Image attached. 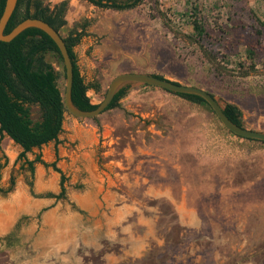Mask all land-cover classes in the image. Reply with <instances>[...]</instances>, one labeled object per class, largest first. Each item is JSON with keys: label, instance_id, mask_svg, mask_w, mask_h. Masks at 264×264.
I'll list each match as a JSON object with an SVG mask.
<instances>
[{"label": "rangeland", "instance_id": "1", "mask_svg": "<svg viewBox=\"0 0 264 264\" xmlns=\"http://www.w3.org/2000/svg\"><path fill=\"white\" fill-rule=\"evenodd\" d=\"M68 1L61 34L87 25L75 53L85 81L100 84L88 92L93 104L121 73L157 74L238 106L245 127L264 132V29L256 21L264 20V0H146L125 12ZM191 13L204 24L200 46L215 66L181 37L193 32ZM98 122L67 113L58 155L54 142L27 154L57 159L67 178L61 199L47 197L60 193V174L38 163L32 173L16 162L22 148L2 139L8 165L0 185L8 190L14 177L15 186L0 191V264H264L262 144L227 133L206 109L138 84Z\"/></svg>", "mask_w": 264, "mask_h": 264}, {"label": "trees", "instance_id": "2", "mask_svg": "<svg viewBox=\"0 0 264 264\" xmlns=\"http://www.w3.org/2000/svg\"><path fill=\"white\" fill-rule=\"evenodd\" d=\"M7 0H0V18L4 12ZM87 3L102 9L115 12L131 11L139 8L146 0H83ZM69 10V1L63 0L60 3L51 6L45 0H18L17 6L11 16L4 33L9 34L15 27L27 19H40L62 36L74 67V77L72 86L73 104L83 111H93L99 104H93L88 92L93 90L96 93L101 91L100 84L87 83L81 75L75 48L81 43L87 34V25L77 24L72 28L67 36L61 34L62 30L68 25L66 19ZM161 16H164L160 14ZM163 19V18H162ZM166 19V18H164ZM167 24V20H163ZM171 21V20H169ZM190 21L193 32L181 37L184 41L192 44L201 45L206 35L201 18L197 14H190ZM258 24L264 29V20L256 18ZM168 25V24H167ZM201 51L208 63L216 65L213 56L206 49L201 47ZM251 64L250 69L256 70L255 55L250 52ZM51 58L57 60L61 70H57ZM240 67H243L240 64ZM218 70V68H217ZM250 72H245L248 76ZM160 79H166L164 76L151 74ZM66 80V71L63 57L56 43L42 30L37 28H28L14 38L11 42L0 41V149L1 141L4 137H9L22 148L16 162L23 161L25 166L33 173L35 164H42L46 167H52L54 171L60 174V193L58 195L48 194L47 197L61 199L66 195L67 178L57 166V159L47 164L38 155L34 160H29L27 154L33 149H41L43 146L54 142L56 144V156L58 155L57 145L60 143L59 136L63 131L65 116L68 113L65 104V88H62L61 82ZM168 80V79H167ZM179 84L178 82H174ZM130 84L121 87L114 96L109 107L102 113L120 109L121 100L128 95ZM144 87H152L142 85ZM156 88V87H153ZM163 90V89H162ZM167 93L175 95L193 106L206 109L218 121L219 125L227 133L238 139L257 142L264 146L263 141L244 139L230 132L221 123L216 113L206 100L200 96L190 94H178L167 90ZM211 94V93H210ZM213 97L214 95L211 94ZM39 108L40 116L37 120L32 117V107ZM225 115L236 125L246 128L241 109L227 103L223 107ZM99 116L89 118L97 126ZM4 162L0 159V182L2 170L8 165L6 155L2 156ZM24 166V165H23ZM10 188L4 191L0 185V191L4 193L11 192L15 186V178L10 180Z\"/></svg>", "mask_w": 264, "mask_h": 264}, {"label": "water", "instance_id": "3", "mask_svg": "<svg viewBox=\"0 0 264 264\" xmlns=\"http://www.w3.org/2000/svg\"><path fill=\"white\" fill-rule=\"evenodd\" d=\"M18 0H7L4 12L0 18V41L1 42H11L19 34L28 28H37L45 32L58 46L59 51L63 57L65 71H66V86H65V104L68 114L80 119H89L100 116L113 101L117 91L126 84H138V85H149L152 87L167 90L178 94H190L200 96L208 102L213 111L216 113L217 117L221 123L230 132L238 137L244 139H252L264 142V132L255 131L247 128L240 127L234 124L224 113L223 107L220 103L213 97L209 92L191 85H183L174 83L171 80L160 79L156 76L146 73H135L127 72L117 75L111 82L107 93L103 101L99 104L97 109L93 111H83L77 108L72 101V86L74 77V67L73 62L70 57L69 51L66 44L58 31H56L48 23L40 19H27L15 27L9 34H5V28L14 13L17 6Z\"/></svg>", "mask_w": 264, "mask_h": 264}]
</instances>
